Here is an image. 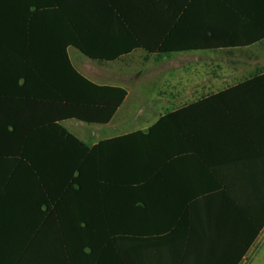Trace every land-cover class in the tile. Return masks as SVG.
<instances>
[{
	"label": "crops",
	"instance_id": "0c3cea01",
	"mask_svg": "<svg viewBox=\"0 0 264 264\" xmlns=\"http://www.w3.org/2000/svg\"><path fill=\"white\" fill-rule=\"evenodd\" d=\"M12 10L16 39L0 43V264H73L50 222L38 231L53 210L16 133L30 122L34 138H48L42 122L64 106L50 102L52 85L62 91L69 63L91 83L126 92L106 123L56 122L103 157L106 212L94 215H113L125 228L114 232L123 243L75 264H264V133L259 123L240 129L245 112L264 115V0H20ZM70 36L100 60L70 46ZM186 57L210 68L218 60L216 77L200 87L212 94L165 93L180 85L160 76ZM142 65L149 72L134 81ZM234 89L235 100L220 98ZM176 112L172 132H148ZM90 198L101 202L92 193L78 203Z\"/></svg>",
	"mask_w": 264,
	"mask_h": 264
},
{
	"label": "trees",
	"instance_id": "16d2710c",
	"mask_svg": "<svg viewBox=\"0 0 264 264\" xmlns=\"http://www.w3.org/2000/svg\"><path fill=\"white\" fill-rule=\"evenodd\" d=\"M19 1L0 0V40L2 41L0 43L5 41L12 43L13 39H16V11L12 8ZM22 2L29 3L30 0H22ZM70 46L76 47L91 59H98V56L89 50L87 44L77 42L73 36H70ZM258 82L264 84V76L259 77ZM245 83L253 84L251 81ZM62 85L60 91L59 81L53 83L54 93L50 102L62 103L64 106L53 107L49 117H46V122H42V124L46 123L43 127L45 129L42 130L48 138H34L30 122L17 125L16 133L21 149L19 156L34 174L46 206L52 207L53 210V215H42V219L37 221L38 231L44 222H50L53 225V240L58 250L62 251L70 263L75 264L81 257L87 261L100 259L102 253H107L108 246L123 243L124 237H121L123 235L114 232L117 230L123 233L125 228L124 221L112 218L113 215H94L100 211L106 212L102 197L105 191L103 185L111 178L105 172L103 157L93 154L92 150L68 135L56 122L69 118L88 123H106L125 98L126 92L119 87L98 86L91 83L70 63L67 68L65 64L63 65ZM237 94L238 91L234 89L224 93L220 98L235 100ZM242 94L247 93L241 92L238 96ZM261 94L264 107V93ZM179 114V112L166 114L148 132H172L174 117ZM244 117L246 120L240 125L242 131L259 123V131L261 134L264 133V115L260 120L250 112H245ZM35 149L38 151L36 152ZM40 165H50L51 170H39ZM94 184L96 186H93ZM92 193L99 194L101 202H93L90 198L88 203H78V199L84 196L92 197ZM263 224L262 220V226Z\"/></svg>",
	"mask_w": 264,
	"mask_h": 264
},
{
	"label": "rangeland",
	"instance_id": "374dc122",
	"mask_svg": "<svg viewBox=\"0 0 264 264\" xmlns=\"http://www.w3.org/2000/svg\"><path fill=\"white\" fill-rule=\"evenodd\" d=\"M204 58H181L178 60V66H176L177 71L174 74L169 75V78L160 76L161 79H166L167 83L168 80L172 81L174 83H179L180 85V91L178 92L176 89L174 90H166L165 93L170 95V97L173 98H181V99H199L202 98L208 94H212V92H205L203 89L200 90L201 85L207 84L210 82L211 79L216 77V67L218 66V60L214 59L211 63L212 68L208 66ZM137 63H141V60L134 61L133 66L135 67ZM207 67V68H206ZM134 69V81L137 79L136 77L138 75L141 76H147L148 70L146 66H141V69ZM145 69L146 71H142V69ZM165 70V67L164 69ZM168 72V68H167ZM178 81V82H177ZM171 83V82H170ZM176 87V86H175ZM188 90V92H187Z\"/></svg>",
	"mask_w": 264,
	"mask_h": 264
},
{
	"label": "built area",
	"instance_id": "2783aa9c",
	"mask_svg": "<svg viewBox=\"0 0 264 264\" xmlns=\"http://www.w3.org/2000/svg\"><path fill=\"white\" fill-rule=\"evenodd\" d=\"M263 239H264V231H263Z\"/></svg>",
	"mask_w": 264,
	"mask_h": 264
}]
</instances>
